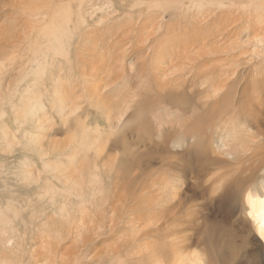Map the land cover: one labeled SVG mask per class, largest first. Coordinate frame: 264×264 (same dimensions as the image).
Returning <instances> with one entry per match:
<instances>
[{
    "label": "rangeland",
    "instance_id": "rangeland-1",
    "mask_svg": "<svg viewBox=\"0 0 264 264\" xmlns=\"http://www.w3.org/2000/svg\"><path fill=\"white\" fill-rule=\"evenodd\" d=\"M78 4L0 0V261L5 264L153 260L146 188L152 169L163 173L159 157L164 149L174 151L175 142L167 149L146 140L158 142V128L176 125L175 114L182 117L155 91L194 92L237 74L253 104L260 98L250 109V128L264 133V8L250 0H83L85 23L77 26L73 19L79 28L71 30L69 67L52 56L38 31L56 7L75 12ZM258 86L261 97L248 91ZM144 120L150 138L141 133L138 142L134 133ZM79 128L85 132L82 144ZM96 129L101 142L87 148ZM235 129L232 122L225 131L239 133ZM201 139L212 151L205 158L218 156L215 136ZM187 144L193 145L192 139ZM95 164L103 171L100 193L61 216V203L72 200L65 196ZM223 169L189 174L181 182L183 210L189 209L177 218L194 213L200 223L198 232L186 229V236L199 240L207 229L212 236L185 255L198 254L204 264H264V243L241 197L223 195ZM142 184L149 186L141 190Z\"/></svg>",
    "mask_w": 264,
    "mask_h": 264
},
{
    "label": "bare ground",
    "instance_id": "bare-ground-1",
    "mask_svg": "<svg viewBox=\"0 0 264 264\" xmlns=\"http://www.w3.org/2000/svg\"><path fill=\"white\" fill-rule=\"evenodd\" d=\"M82 1L78 0L79 4L75 12L70 6L62 8L56 7L51 14L50 20L38 31L39 38L44 39L49 45V51L52 56L61 57L69 67L71 64V39L74 35L71 30L76 31L79 28L73 26V19L76 17L77 26L84 25L85 23V11L81 5ZM244 1L246 2V0ZM250 2L251 4H256L257 8H264V0H250ZM258 45L257 47H259ZM232 77L230 81L215 83V86L209 88L202 87L196 91L191 89L194 92L186 90L174 94H171L172 92L169 94L163 93L162 91L154 92L156 98L161 99L164 97L166 102L174 105L182 117L175 114L173 116L176 121L175 126L167 125V129L164 131L158 128L156 131L158 142L156 140H146V142L148 141L147 143H153V146L166 148L168 144L175 142L172 147L175 149H173L174 151H170L167 148L170 151L169 153L168 150L163 148L165 155L160 156L158 162L160 169H163V173L157 174L159 170L152 169L151 172L154 176L150 180V188L147 187L149 186L148 184L141 185V190L147 187L146 189L151 192L150 199L149 201L146 200V202H149L147 203V208L150 216L153 218V224L148 233L152 238L149 258L153 260L147 262L134 261V264H204L201 258L198 257V254L186 256L185 251L198 245L199 242L212 240V236L210 237V234H208L207 228L205 231L201 229L204 232L202 233L201 231L202 235L201 237L199 236V240L191 238L193 236H186V229L193 230L192 235H194V231L196 233V231L198 232L200 230V223H196L194 220L196 214L193 213L191 215L189 213V217L186 214V219L183 221L178 220L177 216L179 214L183 215L189 209L183 210L187 201L186 196L183 198L184 190L181 187V182L189 174L200 176L202 172L208 169H226H223V173L219 176L222 179L220 187L225 191L223 195H226L228 198L231 197L232 199L241 197L243 205L246 207V211L251 218L253 230L256 231L262 243H264V133L259 129L253 130L250 128L253 125L250 119V116H252L250 109L259 101V97L255 98L257 101L253 104V98L250 99L246 94L248 93L247 88L239 86L240 83L238 82L237 74ZM200 86H202V83ZM262 88L259 86L258 88L251 87V90L248 88V91H259ZM210 93L211 95H209ZM260 93V91L259 93L257 92V94ZM260 102H263L262 104L260 103V108L263 107L264 109V101ZM238 120L241 121L240 124H238ZM232 122L236 128L235 131L239 133H233L230 130L226 133V128L230 127ZM142 123L144 124L143 127H135L136 131L134 135L136 134L138 142H141V133L145 139L150 138L148 136L151 133V128L147 127L150 125L146 120ZM109 127L113 128V123L112 125L109 124ZM79 129L78 132L82 128ZM98 130L96 129L95 131V137H91L92 139L88 144H84L87 148L91 144V147L95 149L101 137V131ZM112 133L113 131L111 130ZM203 134H211L212 137L215 136L218 156L214 157L212 154L213 156L209 155L208 158H205L204 155L207 156L208 151H212L209 149L210 146L206 139H201ZM89 135L87 139H89ZM78 136L79 143L82 144L85 132H80ZM161 138L164 139L163 143L160 142ZM191 139L193 145H188L187 140L190 142ZM99 142L101 141L99 140ZM124 143L122 140L119 142L120 146L124 145ZM112 145L114 147L116 146V144ZM180 154L181 156H179ZM178 160L183 162L179 164L177 163ZM132 165L139 168L137 161L133 160ZM102 172L96 164L93 165L88 172V178L84 181H79L74 191L65 196L70 197L72 200H66V202L62 200L63 202L59 206L61 216L63 213L67 214L70 211L68 208L71 209L73 205L79 206L80 208V205L84 206L86 203L88 204L95 194L100 193ZM141 175L137 178H140ZM142 182L134 180L133 184L140 185ZM10 230L12 232L14 231L12 227H10ZM179 234L182 236L176 237ZM11 241L12 238H8V244ZM5 262L7 264V261ZM117 262L114 264H127L126 261L122 262L118 260ZM0 264L5 263L0 261Z\"/></svg>",
    "mask_w": 264,
    "mask_h": 264
}]
</instances>
